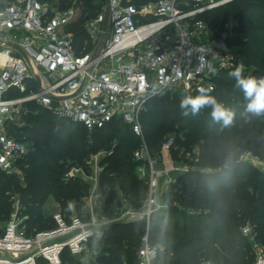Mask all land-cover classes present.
<instances>
[{"label": "built area", "instance_id": "1", "mask_svg": "<svg viewBox=\"0 0 264 264\" xmlns=\"http://www.w3.org/2000/svg\"><path fill=\"white\" fill-rule=\"evenodd\" d=\"M226 1L149 0L138 5L133 0H110L107 32L104 6L85 22L87 42L80 51L68 30L81 17L76 3L62 9L57 3L12 0L0 9V174L26 185L30 149L19 134L28 127L35 106L80 124L89 133L117 121L129 125L141 142L133 154L136 174L148 187L142 209H134L120 192L121 207L105 217L100 193L103 159L89 165L94 156L108 157L115 147L91 155L86 170L73 168L64 178L88 185L84 198L88 220L64 210L53 216V228L30 231L28 217L17 213L0 231V264H63L65 252L83 262L94 261L112 224L134 222L146 223L138 264H154L163 247L151 244L152 216L166 208L162 196L174 182L172 174L187 173L189 167H174L169 154L174 138L166 140L155 156L144 136L142 115L161 94L181 98L197 94L201 86L215 91L221 73L238 65L227 35L217 36L206 20ZM153 87L160 91L153 94ZM242 233L251 243L253 264H264V248L251 229L245 227Z\"/></svg>", "mask_w": 264, "mask_h": 264}, {"label": "trees", "instance_id": "2", "mask_svg": "<svg viewBox=\"0 0 264 264\" xmlns=\"http://www.w3.org/2000/svg\"><path fill=\"white\" fill-rule=\"evenodd\" d=\"M39 1L57 3L62 9L74 3L81 8L79 21L68 29L74 32L79 51L87 42L85 22L106 6V0ZM148 1L133 0L138 5ZM6 4L8 0H0V9ZM206 20L217 36L224 34L226 25L231 26L226 42L238 65L245 66V76L255 70L264 74V0H234L210 12ZM232 70L221 73L215 91L210 93L235 112L231 124L213 120L210 109L184 117L179 109L180 96L168 93L153 98L142 115L144 136L155 156L166 140L174 138L171 152L175 162L189 163L187 155L191 154L198 159L191 165L204 170L176 175V181L164 192L166 208L151 219V244L163 247L154 264H253L251 243L242 233L245 227L264 248V171L242 159L244 154H251L264 162V115H242L246 101L228 76ZM32 109L35 113L28 116V127L19 134L30 149L24 167L26 185L0 174V224L12 214L10 192L21 195L25 208L19 216L29 218L25 223L30 231L45 229L41 227L45 221L41 208L49 196L63 206L74 203L78 216L88 220L84 211L88 185L79 179L66 182L65 175L72 166L86 164L91 155L110 151L113 146V153L103 163L102 213L114 216L122 205L119 192L127 196L134 209H142L148 187L136 174L133 154L141 142L129 125L117 121L89 133L80 124L35 106ZM195 149H199L197 155L193 154ZM145 232L143 222L112 224L94 261L83 262L65 252L63 264H138L137 252Z\"/></svg>", "mask_w": 264, "mask_h": 264}, {"label": "clouds", "instance_id": "3", "mask_svg": "<svg viewBox=\"0 0 264 264\" xmlns=\"http://www.w3.org/2000/svg\"><path fill=\"white\" fill-rule=\"evenodd\" d=\"M245 66L243 64L237 65L228 76L234 80V87L239 89L246 101L244 111L242 113L245 117H258L264 115V75L260 77L245 76ZM215 74V70L213 72ZM146 85H142L145 87ZM160 91L153 87L152 93L155 94ZM196 95H182L179 100V109L181 115L184 117H195L200 115L202 110L210 109V116L215 121H223L225 125L231 124L235 112L227 108L214 95H211L214 89L201 86L197 88ZM68 210H74V203H68Z\"/></svg>", "mask_w": 264, "mask_h": 264}, {"label": "rangeland", "instance_id": "4", "mask_svg": "<svg viewBox=\"0 0 264 264\" xmlns=\"http://www.w3.org/2000/svg\"><path fill=\"white\" fill-rule=\"evenodd\" d=\"M12 0H8V3L9 2H11ZM229 27L231 28V26L228 24V26L226 25V30H225V32H224V34L223 35H228V33L229 32H231V30H228L229 29ZM72 33H74L73 31H71ZM222 35V36H223ZM198 151H199V149H195L194 150V152H193V154H198ZM167 154L168 153H166L165 155H166V157H167ZM170 154V156H171V159H172V161L174 162V167L177 169V168H185V167H189V171L190 170H200L201 172H204V170L202 169V168H199L198 166H196V167H193V165H191V163H194V164H196V162L198 161V159L196 158H193V156H191V154H188L187 155V157H188V162L189 163H187L186 162V164H181V163H179V164H177L176 162H175V160H174V158H173V154H172V152H170L169 153ZM94 155V154H93ZM180 156H182V155H180ZM104 155H101L100 157H98V156H94L93 158H92V160L90 161V165L89 166H91V167H94L95 166V162H100L102 159V164L104 163V161H105V159L107 158V157H104ZM170 158V157H169ZM242 159L244 160V161H247L248 163H250L251 165H253V166H255L256 168H258V169H260V170H262V171H264V162L263 161H261V159L260 158H257V157H253L251 154H244L243 156H242ZM89 159H87V161H88ZM86 161V162H87ZM184 162V161H183ZM102 166H106V165H102ZM73 168H81V169H85L86 170V166H85V164L83 163L82 165H77V166H72L71 167V169H69V171L70 170H72ZM160 168H162V165L161 164H159V169ZM89 170V169H88ZM104 172V171H103ZM173 174H174V176H173ZM172 174V178H174V181H176V175H178V172L176 171V172H174ZM102 175H103V173L101 174V177H102ZM139 178V177H138ZM100 193H101V180H100ZM119 194H120V192H119ZM10 195H12L11 196V202H12V214H11V217H10V219L8 220V221H6V222H4V223H1L0 224V231L5 227V225L10 221V220H12V218H13V216L14 215H16L17 213H18V215H20V213H21V211L25 208L24 207V204H23V202L21 201V195L20 194H18V193H14V192H10ZM101 195H102V193H101ZM102 198H103V195H102ZM63 201V200H62ZM84 209H85V206H84ZM41 210H42V212H43V214H44V217H45V221H44V224L41 226V227H44L45 229H42V228H35L34 230H37V231H44V230H48V229H50V227L52 226V218H53V216L57 213V212H60V211H64V210H67V211H69L68 210V203H67V205H64L63 206V204H62V202H59V201H56L55 200V198L53 197V196H49V197H47L46 198V200H45V202H44V204H43V206H42V208H41ZM85 211V210H84ZM71 213H73V214H76V215H79L80 214V212L79 211H77L75 208H74V210L73 211H71ZM29 219V218H28Z\"/></svg>", "mask_w": 264, "mask_h": 264}, {"label": "water", "instance_id": "5", "mask_svg": "<svg viewBox=\"0 0 264 264\" xmlns=\"http://www.w3.org/2000/svg\"><path fill=\"white\" fill-rule=\"evenodd\" d=\"M233 0H227L225 3H223V6L231 3ZM109 2L110 0H106V14H105V23H104V29L105 31L107 32L108 30V26H109ZM264 75L263 73H260L259 71L255 70L253 71L252 75L251 76H256V77H260Z\"/></svg>", "mask_w": 264, "mask_h": 264}]
</instances>
